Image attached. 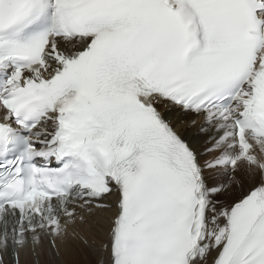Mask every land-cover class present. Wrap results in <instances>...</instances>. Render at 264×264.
I'll list each match as a JSON object with an SVG mask.
<instances>
[{
	"label": "snow or ice",
	"instance_id": "snow-or-ice-1",
	"mask_svg": "<svg viewBox=\"0 0 264 264\" xmlns=\"http://www.w3.org/2000/svg\"><path fill=\"white\" fill-rule=\"evenodd\" d=\"M114 192L99 264H264V0H0V264Z\"/></svg>",
	"mask_w": 264,
	"mask_h": 264
},
{
	"label": "bare ground",
	"instance_id": "bare-ground-1",
	"mask_svg": "<svg viewBox=\"0 0 264 264\" xmlns=\"http://www.w3.org/2000/svg\"><path fill=\"white\" fill-rule=\"evenodd\" d=\"M158 110L162 112L164 119L169 122L180 138L198 154V158L208 156L204 155V152L209 146L208 140L212 133L211 130L207 134L201 131L202 127L205 126L201 123V116L185 115L174 109H166L162 105L158 106ZM242 177L243 174L241 173ZM251 189L252 185L242 179V186L238 184L219 197L218 206H231L241 200L243 195ZM113 198L114 196H107L99 201L101 205H110L111 210H103V213L94 210L78 215L79 218L86 216L85 220H82L83 223H79L77 220L73 226L67 228V234L63 239L55 243L56 252L50 248L48 241L45 240L34 252L25 251L21 253L19 264H34L35 260L38 264H59L55 253L60 256L59 258L65 264H99L102 259L106 262L107 256L102 254L99 249L101 243H106L108 240V231L115 214L117 197L114 202L112 201ZM77 210L82 209L77 208ZM94 221L95 223H93ZM73 232H75L76 238L71 237ZM85 239L87 243H85ZM214 256L215 253L209 256L208 264H212ZM7 264H11V260Z\"/></svg>",
	"mask_w": 264,
	"mask_h": 264
},
{
	"label": "rangeland",
	"instance_id": "rangeland-1",
	"mask_svg": "<svg viewBox=\"0 0 264 264\" xmlns=\"http://www.w3.org/2000/svg\"><path fill=\"white\" fill-rule=\"evenodd\" d=\"M206 157V156H205ZM243 179V178H242ZM103 210L105 211L106 210V208H104V209H102V208H100V209H97V210H95V211H99V212H102L103 213ZM93 223H95V221L93 222ZM94 226V225H93ZM57 257V256H56ZM60 257V256H59ZM58 260H59V264H65V262L64 261H62V259L61 258H58ZM64 262V263H63Z\"/></svg>",
	"mask_w": 264,
	"mask_h": 264
}]
</instances>
